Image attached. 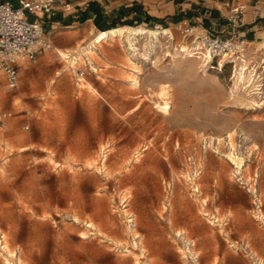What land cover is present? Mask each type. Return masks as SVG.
I'll list each match as a JSON object with an SVG mask.
<instances>
[{
  "label": "rangeland",
  "instance_id": "374dc122",
  "mask_svg": "<svg viewBox=\"0 0 264 264\" xmlns=\"http://www.w3.org/2000/svg\"><path fill=\"white\" fill-rule=\"evenodd\" d=\"M39 19L36 59H20L16 87L0 85V264H216L230 247L240 264L249 249L254 260L264 241V25L242 55L204 60L187 56L191 22L170 16L130 26L158 32L138 35V50L90 21ZM242 63L253 86L235 81ZM162 84L168 111L156 105ZM234 209L247 219L237 241Z\"/></svg>",
  "mask_w": 264,
  "mask_h": 264
},
{
  "label": "built area",
  "instance_id": "2783aa9c",
  "mask_svg": "<svg viewBox=\"0 0 264 264\" xmlns=\"http://www.w3.org/2000/svg\"><path fill=\"white\" fill-rule=\"evenodd\" d=\"M222 5L227 7L226 34H215L209 30L199 34L195 33L193 25H187L182 29V34L184 37H192V40L186 50L197 51L198 55H206L210 60L220 55L228 58L242 55L246 42L240 26L247 6L239 0L223 1ZM69 8V0H0V85L4 82L7 88L16 87L19 80V56L27 60H35L38 51L43 47V27L39 17L56 16L59 11H66ZM255 12L258 13L257 9ZM27 14L34 18L28 19ZM180 50L185 51L183 48ZM83 73L84 70H80L79 75ZM105 156L106 152L101 153L102 161ZM194 172L193 178L199 174L198 171ZM166 189L170 190L169 182L166 184ZM193 189L197 191L198 188L194 186ZM167 206L169 200L165 203V207ZM212 218L218 220L217 217ZM126 220L128 225L134 227L132 215H128ZM225 223L226 221H222V224ZM192 244L186 241V245H189L187 248ZM254 261L256 264H262L258 260L254 259Z\"/></svg>",
  "mask_w": 264,
  "mask_h": 264
},
{
  "label": "crops",
  "instance_id": "0c3cea01",
  "mask_svg": "<svg viewBox=\"0 0 264 264\" xmlns=\"http://www.w3.org/2000/svg\"><path fill=\"white\" fill-rule=\"evenodd\" d=\"M92 1L94 2L92 6L88 5ZM223 1L234 2L235 0H69V16H65V11H60L57 13L58 19L52 20L51 22L62 23L64 26H76L90 21L92 22L93 27L98 29L93 22L94 13L90 10L91 7H94V9L99 8L105 13L107 12L106 8L113 9L121 8L122 6H139L142 10L146 11L153 17L154 20L150 21L151 23L154 21L162 22L164 20L163 18L170 16L173 19H177L179 22H191L195 28L200 25L203 29H213L216 32L225 35L227 32V24L225 19L226 13H224L221 7ZM239 1L245 3L247 6L246 11L241 18L240 30L244 34V40L246 44L253 47L255 46L258 38V30L264 25V0ZM224 8L227 7L224 6ZM255 9H257L258 13L255 12ZM82 15H86L88 17L82 21ZM98 30L103 32L109 29ZM22 59L24 60L25 58ZM20 65L21 61H19V67ZM241 214V211L234 209L233 216L231 218L228 217V229L231 232L230 238L235 241L239 239L237 232H241L240 229L245 225L247 220L246 218L242 217ZM253 249L256 252V254L253 253L255 257L254 259L264 264V241H260L258 245H254ZM228 250L229 254L227 257H225L223 254L218 255V258L215 261L216 264L241 263L235 258V256L238 255L237 251L231 247ZM250 251L251 250L249 249V252H241L240 255L243 257L246 264H256L249 255ZM256 255L262 259H259Z\"/></svg>",
  "mask_w": 264,
  "mask_h": 264
},
{
  "label": "bare ground",
  "instance_id": "6f19581e",
  "mask_svg": "<svg viewBox=\"0 0 264 264\" xmlns=\"http://www.w3.org/2000/svg\"><path fill=\"white\" fill-rule=\"evenodd\" d=\"M101 32V31H100ZM146 32L148 33H152L155 37L158 36V32H152V31H148L147 29H144L143 27L141 26H135V27H130V26H127V25H123V26H117V27H113L107 31H103L101 33H104V34H109L111 37H115V36H119V37H124L125 38V41L128 45V48L129 49H132V50H138V46L136 45L137 41L136 39H138V35L140 34H145ZM100 33V34H101ZM165 33V32H164ZM141 37V36H140ZM97 40V39H96ZM158 42V41H157ZM96 42L94 40L91 41V44L90 46H88L85 50V53L86 54H91V53H95V44ZM100 44V43H99ZM82 52V51H81ZM197 52V51H196ZM196 52H193V51H188V54L187 56L189 57H199L201 55H198ZM84 53V52H83ZM82 53V54H83ZM59 54L66 57L67 54L64 53L63 51L59 50ZM74 58H77V55L76 56H73L72 59H70V61L72 63H74ZM222 58V57H221ZM19 59H21V61L24 63L22 57L19 56ZM205 59H208L207 56L205 55L204 56V60ZM135 65V64H134ZM131 71V70H130ZM255 75V74H254ZM129 78V77H128ZM254 77L253 75L251 74V70H247V67L245 66V63H242L240 68H239V71L236 73V78H235V81L238 83V82H241L243 83L245 86H253L254 85ZM137 81L134 79V82ZM258 84V83H257ZM166 85H163L161 86L162 89H160L161 91L159 92V98L160 100L156 102V105L158 107H160L161 109H163L164 111H168L170 105H169V96H168V93L166 91ZM233 133V132H232ZM230 135V133H229ZM230 138V137H229ZM230 141V140H229ZM232 144V143H231ZM230 144V145H231ZM234 145V144H233ZM232 145V146H233ZM229 154V153H228ZM230 156V159L236 163V166L237 168L240 167L241 165V159L235 155L233 152L229 154ZM229 158V157H228ZM6 245V242L4 243V246ZM3 246V247H4ZM7 246V245H6ZM5 246V247H6ZM190 251V250H189ZM192 253V252H191ZM137 264H140L138 261H136ZM185 264H188V263H185Z\"/></svg>",
  "mask_w": 264,
  "mask_h": 264
},
{
  "label": "trees",
  "instance_id": "16d2710c",
  "mask_svg": "<svg viewBox=\"0 0 264 264\" xmlns=\"http://www.w3.org/2000/svg\"><path fill=\"white\" fill-rule=\"evenodd\" d=\"M94 2H90L88 5L93 4ZM90 10L94 13L93 15V22L95 26L100 30H106L115 27L119 22L121 24H128L132 25L136 22H150L153 21V17L148 14L146 11L142 10L141 7L137 6H122L118 10L119 15H115L114 17H111L110 19L107 18L104 15V12H102L99 8L94 9V7H91ZM129 13H133V16L128 18L127 16ZM58 19V15L54 16ZM88 16L82 15L81 20H85Z\"/></svg>",
  "mask_w": 264,
  "mask_h": 264
}]
</instances>
